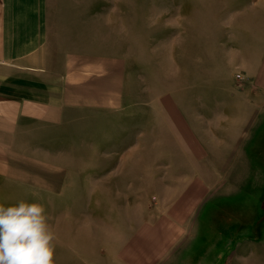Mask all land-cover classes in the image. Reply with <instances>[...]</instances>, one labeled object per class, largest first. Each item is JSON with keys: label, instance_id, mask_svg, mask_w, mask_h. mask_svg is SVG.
<instances>
[{"label": "rangeland", "instance_id": "obj_1", "mask_svg": "<svg viewBox=\"0 0 264 264\" xmlns=\"http://www.w3.org/2000/svg\"><path fill=\"white\" fill-rule=\"evenodd\" d=\"M98 1V8L110 13V27L94 31V36L101 45L113 43L127 61L125 102L133 104L135 115L94 120L99 129L109 131L119 123L113 136L119 140L105 138L98 167H87L88 179H75L72 194L52 200L21 189L18 197H0V264H106L113 257L110 252L157 215L160 202L182 192L195 166L205 184L213 176L208 167L230 166L232 173L215 174L216 188L200 200L190 222L194 227L172 254L171 264H196V253L200 264H237L246 258L248 264L259 262L264 238V92H244L246 83H252L242 71L250 46L238 40L241 34L249 35L240 22L253 16L245 8L255 3ZM257 33L261 37L262 29ZM259 37L262 42L264 37ZM165 101L181 105L185 117L194 119L193 142L177 135L169 112L161 115ZM240 102L252 106L248 118L258 123L231 125L228 132L223 119L237 110L231 114L227 107ZM231 150L233 157H223ZM97 176L110 180L102 190L90 186ZM225 176H233L226 189L219 185ZM192 231L215 238L216 248L205 241L192 249ZM242 232L259 240L235 237ZM54 235L55 244H49ZM227 246L230 251L224 250Z\"/></svg>", "mask_w": 264, "mask_h": 264}, {"label": "crops", "instance_id": "obj_2", "mask_svg": "<svg viewBox=\"0 0 264 264\" xmlns=\"http://www.w3.org/2000/svg\"><path fill=\"white\" fill-rule=\"evenodd\" d=\"M100 2L0 0V197H18L20 193L16 191L21 189L41 192L52 200L72 194L75 179H88L91 172L87 167H98L96 159L103 155L105 138L119 140L113 138L119 132V123L109 131L99 129L94 120L135 115L133 104L125 102L127 61L115 51L113 43L101 45L94 36V31L110 27V13L106 15L98 8ZM252 2L255 5L246 6L245 12H254L253 16L240 22V29L250 31L249 35L241 34L238 39L243 46H250V55L242 59V71L252 82L243 89L248 94L254 90L264 92V40H257L259 29L264 37V0ZM117 11L112 13L117 15ZM233 106L227 109L231 114L235 109L238 114L234 113V118L230 115V120L228 116L223 119L225 125L229 124L228 132L232 131L231 125L258 123L248 118L251 105L240 102ZM160 109L161 115L171 114L177 135L194 141V119L185 117L181 105L165 101ZM228 153L223 157H233L232 150ZM207 169L213 176L205 184L196 174L200 167H192L193 176L179 196L160 202L157 215L148 224L140 225L117 251L110 252L113 257L106 264H171L172 254L194 227L190 222L197 214L200 200L216 188L215 174L232 173L230 166ZM109 181L97 176L94 183L90 181L93 186L88 185L102 190ZM232 181L233 176H225L219 185L226 189ZM245 235L257 236L259 240L258 235L243 232L235 237ZM51 238L52 242L47 243L55 244V235ZM189 238L192 249L205 241L213 249L217 246L215 238L200 232L192 231ZM260 242L258 249L263 256L255 264H264V238ZM224 250L230 251L228 246ZM196 255L193 262L200 264L201 256ZM248 260L237 264H248Z\"/></svg>", "mask_w": 264, "mask_h": 264}]
</instances>
